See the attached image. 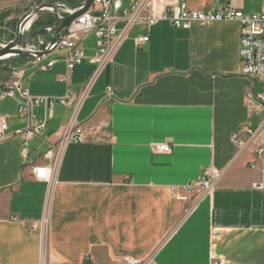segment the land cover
Wrapping results in <instances>:
<instances>
[{"label":"crops","instance_id":"1","mask_svg":"<svg viewBox=\"0 0 264 264\" xmlns=\"http://www.w3.org/2000/svg\"><path fill=\"white\" fill-rule=\"evenodd\" d=\"M187 1L194 11L230 2ZM234 6L253 14L247 0ZM148 33L150 42L136 46ZM240 46L236 22L138 25L86 97L94 65L77 66L68 88L58 82L63 51L39 63L7 61L0 92L14 79L8 70H23V89L57 98L69 91L72 104L35 109L46 130L24 147L19 100L0 101L12 134L0 144V264H264V190L255 189L264 181L256 155L264 81L243 74ZM82 47L94 57L95 35ZM72 126L83 129V142L62 144ZM248 127L258 134L240 150L234 138L246 141ZM166 143L170 153L157 151ZM40 166L52 171L49 181L35 179ZM212 170L221 173L212 193L185 190Z\"/></svg>","mask_w":264,"mask_h":264},{"label":"built area","instance_id":"2","mask_svg":"<svg viewBox=\"0 0 264 264\" xmlns=\"http://www.w3.org/2000/svg\"><path fill=\"white\" fill-rule=\"evenodd\" d=\"M32 9L43 4L53 5L59 12L58 18L64 19L73 15L83 8L86 0H75V6L68 4L69 0H31ZM130 6L125 9L123 0H94L88 12L82 14L74 20L70 27L63 34L60 42L51 47V40L54 36L53 26L59 25L53 8H44L39 14L33 15L21 25V33L27 38L33 30L39 31L36 23L40 20L52 21L51 24L45 25L49 36L47 38L37 37L35 44L26 50L34 55V63H39L43 58H37L36 55L50 49L63 51L65 53L64 62L66 73L58 78V82L66 85L68 88L72 82L74 69L87 62L96 66V71L92 76L87 90L84 92L86 97L91 91L93 85L99 79L101 73L112 63L116 51L119 49L123 40H125L131 30L138 25H147L149 28L159 22H168L177 29L190 30L194 24L201 26H210L221 22H236L241 27V46L240 57L243 67V74L258 78L264 81V13L246 14L234 6V1L218 9L209 10H191L187 0H178L171 7H167L166 0H129ZM26 14V13H25ZM24 14V15H25ZM118 15V16H117ZM21 19V18H20ZM18 20V23L20 21ZM123 23L121 31L118 30V22ZM17 23V25H18ZM14 31L4 29L7 37L0 40V49L7 47L16 37ZM96 37V53L94 57L88 58L82 47V42L90 35ZM150 42V34L137 37L135 44L138 47L144 46ZM52 53V54H53ZM14 56L4 61H9ZM54 61L48 63V67H53ZM24 76L23 70L14 71V79L8 83L0 92V101L9 99L19 100L18 114L28 123L26 129L16 133V136L22 137L24 147L27 142L35 137L40 136L46 130V124L39 122L35 115V109L47 107L52 109L59 102L65 106L72 104L69 91L64 97H48L32 95L28 90L23 89L21 80ZM248 101L252 103V95H248ZM264 107V98L259 108ZM247 140L242 141L239 137L234 138V142L240 150H245L251 141L258 134V130L248 127L245 131ZM12 137L9 133L8 123L5 117H0V144ZM84 140V131L81 127L72 126L63 136L62 144H78ZM157 151L168 154L171 152L170 144L166 143L157 147ZM257 158L264 161V149L256 152ZM52 151L46 154V157H52ZM52 177V171L48 167L40 166L35 168V179L41 182H47ZM221 173L212 170L207 174V178L200 182L190 183L185 190L190 193H204L209 195L215 190V185L220 181ZM256 190H264V181L255 186ZM125 264H140L133 259L124 261ZM214 264H222L220 261Z\"/></svg>","mask_w":264,"mask_h":264},{"label":"water","instance_id":"3","mask_svg":"<svg viewBox=\"0 0 264 264\" xmlns=\"http://www.w3.org/2000/svg\"><path fill=\"white\" fill-rule=\"evenodd\" d=\"M93 2H94V0H86V3L82 9H80L79 11L74 13L73 15H70L64 19L58 18V16H59L58 10L53 5H50V4H43L41 6H38L34 9H32L31 11L27 12L20 19V21L17 25L16 37H15L14 41H12L7 47L0 49V62L6 60L8 58L14 57V56H23L26 58L34 59V55H32L26 49L31 47L33 44H35L37 37L47 38L49 36L47 29L49 27H47V26L41 27L39 31L33 30L31 32V34L27 38H25L20 31L21 25L26 20H28L30 17H32L33 15H36V14L43 12L45 10L44 8H53L54 9V13H55V16L59 22V25L52 27V29L54 30V36L52 37V40H51V47H52L54 45H57L60 42L63 34L70 27V25L74 22V20L76 18H78L82 14L89 11ZM52 53H53V51L48 49V50L44 51L43 53L37 54L36 57L37 58H43L45 56H50Z\"/></svg>","mask_w":264,"mask_h":264},{"label":"rangeland","instance_id":"4","mask_svg":"<svg viewBox=\"0 0 264 264\" xmlns=\"http://www.w3.org/2000/svg\"><path fill=\"white\" fill-rule=\"evenodd\" d=\"M192 2V1H191ZM190 3V1H189ZM200 3V0L199 2ZM248 5V12H251L253 14H262L264 11V0H247ZM33 3L31 0H0V15L1 14H7L9 13L10 16L3 22L4 29H7L9 26V23L22 18L25 13L32 10ZM18 23V22H17ZM2 36H0V40L7 37V34H5V30H1ZM7 61L0 62V75L1 73H4L7 66ZM10 73H14L8 70ZM5 75V76H4ZM2 77L0 76V81H7L6 78L8 77V73H5ZM10 75V74H9Z\"/></svg>","mask_w":264,"mask_h":264},{"label":"trees","instance_id":"5","mask_svg":"<svg viewBox=\"0 0 264 264\" xmlns=\"http://www.w3.org/2000/svg\"><path fill=\"white\" fill-rule=\"evenodd\" d=\"M74 1L75 0H69V3L70 4H72V6H74L75 5V3H74ZM73 2V3H72ZM10 16V14L9 13H7V14H1L0 15V27H2L3 25V22L8 18ZM17 22H18V20H17ZM17 22H15V21H13V22H11V23H9V25H7V26H9L8 27V30H11V31H14L15 30V28H16V26H17ZM51 22L52 21H47V20H40L39 22H37L36 23V27H38V28H41V27H44L45 25H49V24H51ZM3 32H1V34H2ZM5 33H7L6 31H5ZM2 36V35H1Z\"/></svg>","mask_w":264,"mask_h":264}]
</instances>
